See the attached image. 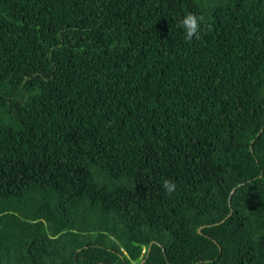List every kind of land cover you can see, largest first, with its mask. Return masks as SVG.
<instances>
[{
    "label": "trees",
    "instance_id": "16d2710c",
    "mask_svg": "<svg viewBox=\"0 0 264 264\" xmlns=\"http://www.w3.org/2000/svg\"><path fill=\"white\" fill-rule=\"evenodd\" d=\"M142 260L264 264V0H0V264Z\"/></svg>",
    "mask_w": 264,
    "mask_h": 264
},
{
    "label": "clouds",
    "instance_id": "9594fccd",
    "mask_svg": "<svg viewBox=\"0 0 264 264\" xmlns=\"http://www.w3.org/2000/svg\"><path fill=\"white\" fill-rule=\"evenodd\" d=\"M204 17L198 16L195 13L188 12L180 20V27L184 31V40L191 43L193 38L200 39L201 26ZM162 187L166 194L171 195L177 190V184L174 180L164 179Z\"/></svg>",
    "mask_w": 264,
    "mask_h": 264
},
{
    "label": "water",
    "instance_id": "95a60500",
    "mask_svg": "<svg viewBox=\"0 0 264 264\" xmlns=\"http://www.w3.org/2000/svg\"><path fill=\"white\" fill-rule=\"evenodd\" d=\"M231 192H233V190H232ZM222 221H223V220H222ZM198 231H200V228L198 229ZM150 249H151V244H149V247L147 248V253L149 252ZM143 261H144V260H142V261L140 262V264H142Z\"/></svg>",
    "mask_w": 264,
    "mask_h": 264
},
{
    "label": "rangeland",
    "instance_id": "374dc122",
    "mask_svg": "<svg viewBox=\"0 0 264 264\" xmlns=\"http://www.w3.org/2000/svg\"><path fill=\"white\" fill-rule=\"evenodd\" d=\"M148 247H149V245H148ZM148 247H147V248H148Z\"/></svg>",
    "mask_w": 264,
    "mask_h": 264
}]
</instances>
